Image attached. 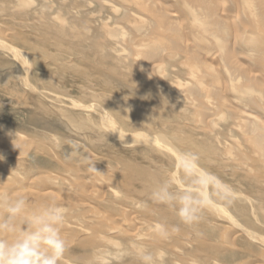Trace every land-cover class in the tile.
<instances>
[{"label":"rangeland","instance_id":"obj_1","mask_svg":"<svg viewBox=\"0 0 264 264\" xmlns=\"http://www.w3.org/2000/svg\"><path fill=\"white\" fill-rule=\"evenodd\" d=\"M260 40L264 0H0V193L68 208L61 264H264Z\"/></svg>","mask_w":264,"mask_h":264},{"label":"clouds","instance_id":"obj_2","mask_svg":"<svg viewBox=\"0 0 264 264\" xmlns=\"http://www.w3.org/2000/svg\"><path fill=\"white\" fill-rule=\"evenodd\" d=\"M93 170L97 171L94 166ZM187 174L193 187L204 184V177ZM153 198L173 202L178 217L186 224L199 220L204 203L200 193L191 189L174 191L167 181L153 191ZM67 215L68 208L62 204L46 203L33 209L24 196L0 193V233L5 234L0 238V264H61L68 247L61 231ZM137 257L139 264H163L166 253L141 249Z\"/></svg>","mask_w":264,"mask_h":264},{"label":"bare ground","instance_id":"obj_3","mask_svg":"<svg viewBox=\"0 0 264 264\" xmlns=\"http://www.w3.org/2000/svg\"><path fill=\"white\" fill-rule=\"evenodd\" d=\"M222 1H223V0H222ZM224 9H225V8H224ZM224 9H223V10H224ZM190 14H191V13H190ZM192 14H193V13H192ZM180 15H181V14H180ZM163 16H164V15H163ZM164 17H165V16H164ZM193 17H194L193 20H194L195 22H197V27H198L199 29H201V32H203V35H200L199 38L202 40V43H205L206 45L209 44V42L206 40V37L204 36V34H205L204 31L207 32V31L205 30V29H206V26H205L206 21H205V23H204V22L200 19V17H198V15H194ZM171 24H172V23H171ZM224 24H225V23H224ZM166 25H167V24H166ZM192 26H193V25H192ZM139 28H140V27H139ZM141 28H142V27H141ZM141 28H140V29H141ZM144 29H145V28H144ZM208 29H209V28H208ZM213 29H217L216 26H215ZM218 29L220 30V28H218ZM218 29H217V30H218ZM141 31H143V30L141 29ZM199 31H200V30H199ZM122 34H123V33H122ZM185 34H186V33H185ZM199 34H200V33H199ZM211 34H212V33H211ZM179 35H180V34H179ZM213 35H214V34H213ZM217 35H218V34H217ZM207 36H208V35H207ZM209 36L211 37V35H209ZM215 36H216V35H215ZM212 37H213V36H212ZM252 38L254 39V37H252ZM257 38H258V36L255 35V39H254L251 43L253 44L254 42L258 41ZM261 39H262V38H261ZM139 40H140V39H139ZM142 40H143V39H142ZM260 41H261V40H260ZM262 41H264V40H262ZM262 41H261V43H263V47H264V42H262ZM187 42H188V41H187ZM212 42H213V41H212ZM258 42H259V41H258ZM138 43H140V42L138 41ZM162 44H163V43H162ZM218 44H219V43H218ZM254 44H255V43H254ZM258 44H259V43H258ZM258 44H257V45H258ZM141 45H142V44H141ZM141 45H139V46H141ZM159 45H160V44H159ZM245 45H246V44H245ZM255 45H256V44H255ZM257 45H256V46H257ZM259 45H261V44H259ZM259 45H258V46H259ZM144 46H145V45H144ZM144 46H143V47H144ZM168 46H169V45H168ZM183 46H184V45H183ZM248 46L250 47V44H249ZM248 46H247V47H248ZM203 47H204V46H203ZM245 47H246V46H245ZM245 47H244V48H245ZM247 47H246V48H247ZM249 47H248V50H249ZM251 47H253V46H251ZM251 47H250V48H251ZM263 47H261V48H263ZM135 48H136V47H135ZM147 48H148V46H147ZM142 49H145V48H142ZM251 49H252V48H251ZM7 50H8V49H7ZM9 51H10V49H9ZM12 51H13V53L16 54L17 56H20V54H17V51H16L15 49H13ZM142 51H143V50H142ZM248 52H250V51H248ZM259 52H260V51H259ZM176 53H177V52H176ZM21 56H22V58L24 57V55H21ZM133 56H134V55H133ZM140 57H141V56H140ZM176 57H177V56H176ZM173 58H174V57H173ZM178 58H179V57H178ZM220 59H221V58H220ZM22 61H23V60H22ZM185 61H186V60H185ZM137 62H138V61H137ZM165 62H166V61H165ZM171 63H172V62H171ZM195 63H196V62H195ZM172 64H173V63H172ZM164 65H165V64H164ZM173 66H174V65H173ZM192 69H193V68L191 67V70H192ZM192 71H193V70H192ZM220 71H221V70H220ZM193 72H194V71H193ZM221 72H222V71H221ZM194 73H195V72H194ZM193 76H195V75L193 74ZM199 77H200V76H199ZM185 78H186V77H185ZM185 78H184V79H185ZM192 78H193V77H191V79H192ZM196 79H197V77H196ZM202 79H203V77H202ZM247 81H248V80H247ZM181 83H182V82H181ZM188 84H189V83H188ZM197 84H198V85H202L201 80H198V83H197ZM204 85H205V84H204ZM191 86H192V85H191ZM196 86H197V85H196ZM243 87H245V86H243ZM202 88H203V87H202ZM204 88H205V86H204ZM204 88H203V89H204ZM200 89H201V88H200ZM243 89H244V88H243ZM198 90H199V89H198ZM207 91H208V90H207ZM207 91H205V92H207ZM243 92H244L245 94H248L249 96H252L256 91H255V89H254L252 86H248L247 88H245V89L243 90ZM181 93H182V92H181ZM201 94H202V93H201ZM204 95H205V93H204ZM198 97H199V96H198ZM202 97H203V96H202ZM227 112H228V111H227ZM250 112H251V111H250ZM246 113H247V112H246ZM224 114H225V113H224ZM247 114H248V113H247ZM213 115H214V114H213ZM243 115L245 116L246 114L243 113ZM244 116H243V117H244ZM216 117H217V116H216ZM249 117H250V116H249ZM250 118H251V117H250ZM250 118H249V119H250ZM244 119H245V117H244ZM211 120H212V119H211ZM238 120H239V119H238ZM253 120H254V119H253V117H252V119L250 120L249 123H251ZM256 120H257V119H256ZM209 121H210V120H209ZM212 121H213V120H212ZM243 121H244V120H243ZM256 122H257V121H256ZM249 123H248V124H249ZM246 124H247V123H246ZM110 126H111V125H110ZM255 127H256V126H255ZM110 129H111V127H110ZM110 129H109V130H110ZM113 129H114V128H113ZM256 129H257V128H256ZM247 131H248V130H247ZM112 132H113V131H112ZM121 134H122V133H121ZM119 135H120V134H119ZM120 136H121V135H120ZM143 137H144V136H143ZM143 139H145V137H144ZM150 140H153V138H151ZM163 147H165V146H163ZM168 148H169V147H168ZM169 149H170V148H169ZM166 150H167V149H166ZM162 152H163V151H162ZM170 152H171V151H170ZM169 154H170V153H169ZM179 157H180V156H179ZM182 159H183V158H182ZM184 162H186V161H184ZM185 164H186V163H185ZM190 165H192V164H190ZM190 165H189V166H190ZM191 168H192V167H191ZM194 168H196V166H194ZM195 171H198V169H197V170L195 169ZM199 171H200V170H199ZM200 172H201V171H200ZM204 176H205V175H204ZM204 176H203V177H204ZM243 197H244V196H243ZM213 205H214V204H213ZM212 207H213V206H212ZM218 207H219V206H218ZM215 208H216V207H215ZM219 211H220V210H219ZM99 214H100V213H99ZM234 218H235V217H234ZM243 228H244V227H243ZM243 231H244V230H243ZM246 232H247V231H246ZM246 236H247V235H246ZM104 237H105V236H104ZM166 239H167V238H166ZM97 257H98V255H97ZM93 260H94V259H93Z\"/></svg>","mask_w":264,"mask_h":264}]
</instances>
